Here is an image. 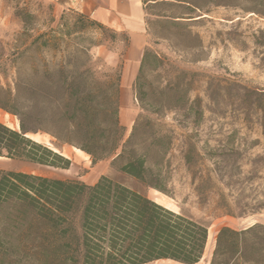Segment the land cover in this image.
Masks as SVG:
<instances>
[{"label":"trees","instance_id":"trees-1","mask_svg":"<svg viewBox=\"0 0 264 264\" xmlns=\"http://www.w3.org/2000/svg\"><path fill=\"white\" fill-rule=\"evenodd\" d=\"M140 1L145 13L156 17L148 27L152 22L187 27L186 21L200 19L206 6H217L215 0ZM162 8L188 13L171 18L153 13ZM72 18V24L62 21L45 32L22 21L13 43L1 47L0 111L15 118L18 128L0 122V158L65 171L71 162L58 149L67 145L87 155L92 165L111 158L116 172L164 194L161 171L169 163L172 138L156 121L139 116L125 139L119 121L120 72L110 76L102 71L100 61L89 54L93 44L80 42L86 18L79 14ZM152 35L167 39L161 33ZM253 40L264 48V30ZM162 62L144 48L133 83L139 108L158 117L180 110L176 105L144 103L142 76L147 68L159 69ZM178 77L167 90L176 104L184 102L176 97ZM257 96L264 135V96ZM35 136L50 138L53 148L32 139ZM181 149L186 166L196 156L210 160L198 156L189 140ZM263 230L258 224L241 230L220 228L209 264H258L253 254ZM207 238L205 224L106 176L87 186L78 180L0 170V264H198Z\"/></svg>","mask_w":264,"mask_h":264},{"label":"rangeland","instance_id":"rangeland-1","mask_svg":"<svg viewBox=\"0 0 264 264\" xmlns=\"http://www.w3.org/2000/svg\"><path fill=\"white\" fill-rule=\"evenodd\" d=\"M215 1L217 6H206L200 19L186 21L189 22L187 27L154 22L148 27L147 22L156 21V17L146 14L140 1L144 48L151 49L163 60L159 69L147 68L142 76L144 103L176 105L180 110L162 112L159 117L142 111L133 96L136 73L133 68L129 79L126 76L125 82L120 84L119 121L126 131L125 139L139 116L156 121L172 138L169 163L161 171L164 194L144 189L116 172L110 166L111 158L92 165L87 155L67 145L58 151L70 160L69 170L36 167L60 180L81 177L83 184L99 175L109 177L142 192L168 210L182 212L205 224L208 238L198 264H209L220 228L241 230L255 224L264 226V135L259 128L257 96L258 93L264 96V48L253 43L257 32L264 30V0ZM93 8L86 0H0V50L13 43L15 35L21 31L22 21L34 30L45 32L62 21L72 24L73 14H79L87 20L80 42L93 44L89 54L100 61L102 71L113 76L118 70L121 76L129 33L118 27L120 24L114 14L91 15ZM161 10L153 13L166 18L188 13ZM95 23L104 30L96 29ZM153 32L167 39H157ZM175 77L180 89L176 97L184 98V102L177 104L170 100L172 93L167 91L176 81ZM262 103L264 105V97ZM190 107L192 112L188 111ZM0 122L9 128H18L16 119L1 111ZM32 139L53 148L46 136ZM188 140L195 145L198 156L210 157V160L196 156L192 164L186 166L181 160V147ZM218 157L219 162L214 165ZM6 163L0 160V170L8 169ZM259 232V245L253 257L258 264H264V230Z\"/></svg>","mask_w":264,"mask_h":264},{"label":"crops","instance_id":"crops-1","mask_svg":"<svg viewBox=\"0 0 264 264\" xmlns=\"http://www.w3.org/2000/svg\"><path fill=\"white\" fill-rule=\"evenodd\" d=\"M86 3L87 5L94 7L92 10H90L91 15H94L95 13L114 14L117 17L116 20H118L120 24L118 27H121L129 33V47L124 57L125 59L120 76V84H122L125 82L126 76H128L129 79V76L132 75V72L130 75L128 74L129 67L132 68V71L134 68L135 72L137 73L141 54L145 46L141 34L142 30H144V25L143 20H141L139 15L141 11L140 0H86ZM135 76H133V81ZM0 160L7 162L6 164L8 169L6 171H17L26 174H34L57 179L56 177H52L40 169H36V167L39 168V166L21 161H10L2 158H0ZM99 176L94 178L91 182L85 184L88 186L93 185ZM73 179L80 181L82 178L75 177Z\"/></svg>","mask_w":264,"mask_h":264},{"label":"bare ground","instance_id":"bare-ground-1","mask_svg":"<svg viewBox=\"0 0 264 264\" xmlns=\"http://www.w3.org/2000/svg\"><path fill=\"white\" fill-rule=\"evenodd\" d=\"M131 72H132V68L131 67H129L128 68V74L130 75L131 74ZM79 152V151H78Z\"/></svg>","mask_w":264,"mask_h":264}]
</instances>
